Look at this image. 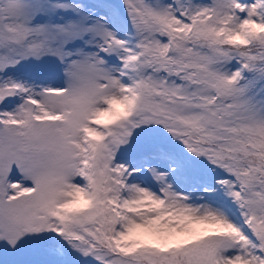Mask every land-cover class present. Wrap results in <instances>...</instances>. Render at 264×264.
I'll return each mask as SVG.
<instances>
[{
    "label": "snow or ice",
    "instance_id": "snow-or-ice-1",
    "mask_svg": "<svg viewBox=\"0 0 264 264\" xmlns=\"http://www.w3.org/2000/svg\"><path fill=\"white\" fill-rule=\"evenodd\" d=\"M0 264H264V0H0Z\"/></svg>",
    "mask_w": 264,
    "mask_h": 264
}]
</instances>
